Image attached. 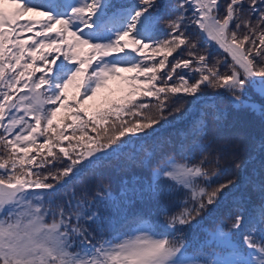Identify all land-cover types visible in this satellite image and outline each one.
Segmentation results:
<instances>
[{
  "label": "snow or ice",
  "instance_id": "6c2138e0",
  "mask_svg": "<svg viewBox=\"0 0 264 264\" xmlns=\"http://www.w3.org/2000/svg\"><path fill=\"white\" fill-rule=\"evenodd\" d=\"M171 11L163 20L157 0H0V264H264V204L247 219L238 206L227 231L204 230L195 247L183 233L236 184L220 180L218 161L210 173L207 156L166 157L153 171L148 194L172 195L173 185L187 193L179 211L163 210L164 225L133 214L106 237L98 206L113 198L109 185L95 202L75 190L56 199L78 166L155 136L184 109L180 94L224 89L234 106L264 115V104L245 99L249 86L264 99V0H227L222 11L221 0H176ZM162 20L168 32L158 39ZM211 47L222 52L213 63Z\"/></svg>",
  "mask_w": 264,
  "mask_h": 264
},
{
  "label": "trees",
  "instance_id": "16d2710c",
  "mask_svg": "<svg viewBox=\"0 0 264 264\" xmlns=\"http://www.w3.org/2000/svg\"><path fill=\"white\" fill-rule=\"evenodd\" d=\"M111 3L117 8L131 7L137 5L139 0H111ZM175 3L176 0H157L163 20L176 15L171 11ZM226 3L227 0H221V11ZM163 20L157 29L158 39L167 36L168 30L164 28ZM188 31L195 33L196 29L189 28ZM200 51H204L203 44ZM208 51L209 63L222 57V52L216 47ZM224 70L221 68V71ZM177 71L190 77L195 75L190 69ZM142 99L148 102L147 98ZM245 99L264 104V99L252 86L246 89ZM151 103L155 104V101ZM175 103H182L184 109L169 115L167 122H162L163 127L158 126L155 136L135 141L118 157H108L94 165L85 162L78 166L81 169L79 174L72 176L57 191L56 199L60 200L63 193L75 190L78 199L95 202L97 190L103 185H109L113 198L98 206L106 237L117 229L123 230L125 217L133 214H143L164 225L163 210L167 209L169 213L179 211L187 193L173 185L172 195L165 192L158 196L148 194L147 185L152 180L153 171L164 164L166 157H194L193 162H198L201 157L207 156L212 162L205 165L210 173L218 161L223 173L220 180L236 177V184L226 189V198L211 216L205 213L198 218L202 221L200 227L182 229L188 241L195 247L197 241L205 240L204 230L214 231L218 225H223L227 231L238 206H243L246 219L254 215L253 210L264 204V115L243 105L234 106L229 93L224 89L205 86L201 87L198 97L180 94ZM204 122L206 127L203 132L193 137L191 126ZM237 163L240 168L236 167ZM170 183L161 180L159 186L167 189ZM96 227V224H91V229L95 230ZM233 239L243 247L239 233L233 232ZM214 247H205L204 252L209 253ZM215 250L220 251L219 248Z\"/></svg>",
  "mask_w": 264,
  "mask_h": 264
},
{
  "label": "rangeland",
  "instance_id": "374dc122",
  "mask_svg": "<svg viewBox=\"0 0 264 264\" xmlns=\"http://www.w3.org/2000/svg\"><path fill=\"white\" fill-rule=\"evenodd\" d=\"M57 198V197H56Z\"/></svg>",
  "mask_w": 264,
  "mask_h": 264
}]
</instances>
